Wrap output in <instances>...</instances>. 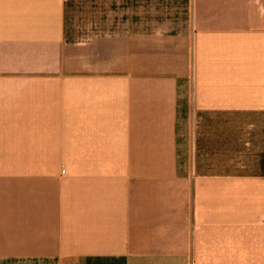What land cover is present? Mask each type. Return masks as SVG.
Segmentation results:
<instances>
[{
  "label": "crops",
  "instance_id": "0c3cea01",
  "mask_svg": "<svg viewBox=\"0 0 264 264\" xmlns=\"http://www.w3.org/2000/svg\"><path fill=\"white\" fill-rule=\"evenodd\" d=\"M0 264H264V0H0Z\"/></svg>",
  "mask_w": 264,
  "mask_h": 264
}]
</instances>
